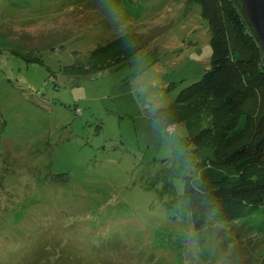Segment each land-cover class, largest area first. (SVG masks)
Wrapping results in <instances>:
<instances>
[{"label": "rangeland", "instance_id": "1", "mask_svg": "<svg viewBox=\"0 0 264 264\" xmlns=\"http://www.w3.org/2000/svg\"><path fill=\"white\" fill-rule=\"evenodd\" d=\"M211 38L191 0H0V264H264L188 217L189 140L235 122L196 88Z\"/></svg>", "mask_w": 264, "mask_h": 264}, {"label": "trees", "instance_id": "2", "mask_svg": "<svg viewBox=\"0 0 264 264\" xmlns=\"http://www.w3.org/2000/svg\"><path fill=\"white\" fill-rule=\"evenodd\" d=\"M191 1L212 34V67L198 94L223 103L236 124L220 136L213 126L190 138L214 158L186 178L188 217L195 230L245 220L246 233L264 235V52L240 0Z\"/></svg>", "mask_w": 264, "mask_h": 264}, {"label": "water", "instance_id": "3", "mask_svg": "<svg viewBox=\"0 0 264 264\" xmlns=\"http://www.w3.org/2000/svg\"><path fill=\"white\" fill-rule=\"evenodd\" d=\"M264 52V0H240Z\"/></svg>", "mask_w": 264, "mask_h": 264}]
</instances>
